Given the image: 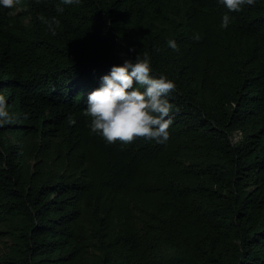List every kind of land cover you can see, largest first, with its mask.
Instances as JSON below:
<instances>
[{
	"label": "trees",
	"instance_id": "trees-1",
	"mask_svg": "<svg viewBox=\"0 0 264 264\" xmlns=\"http://www.w3.org/2000/svg\"><path fill=\"white\" fill-rule=\"evenodd\" d=\"M58 3L0 6V264H264V0ZM145 51L170 136L108 143L88 93Z\"/></svg>",
	"mask_w": 264,
	"mask_h": 264
},
{
	"label": "clouds",
	"instance_id": "clouds-1",
	"mask_svg": "<svg viewBox=\"0 0 264 264\" xmlns=\"http://www.w3.org/2000/svg\"><path fill=\"white\" fill-rule=\"evenodd\" d=\"M81 2L60 0L56 9L62 13L65 5ZM14 3H18V0H0V6H12ZM218 3L227 9L221 19V27L227 28L235 18L231 13L254 4L255 0H218ZM40 19L47 25V30L55 35L61 25L60 18L41 14ZM193 38L199 39V33L194 34ZM167 43L172 49L179 50L176 39L171 38ZM130 51H135L134 46ZM175 88V81L167 74H153L149 52L145 51L142 55L137 53L134 60L125 58L122 64H113L110 71L100 77L99 87L88 93L83 112L91 118V132L102 136L108 143L117 140L128 143L136 137H144L163 144L170 136L169 127L173 123L175 105L169 95ZM12 119L7 98L0 92V125Z\"/></svg>",
	"mask_w": 264,
	"mask_h": 264
},
{
	"label": "rangeland",
	"instance_id": "rangeland-1",
	"mask_svg": "<svg viewBox=\"0 0 264 264\" xmlns=\"http://www.w3.org/2000/svg\"><path fill=\"white\" fill-rule=\"evenodd\" d=\"M235 138H236V139L239 138L238 133L235 134ZM0 239H1V237H0ZM2 246H3V242L0 240V248H1Z\"/></svg>",
	"mask_w": 264,
	"mask_h": 264
}]
</instances>
